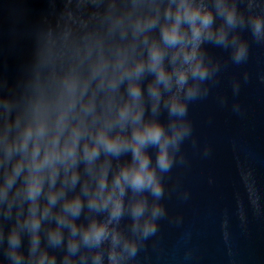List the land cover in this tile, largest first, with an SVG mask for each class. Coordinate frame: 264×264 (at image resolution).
Wrapping results in <instances>:
<instances>
[{
  "label": "clouds",
  "instance_id": "clouds-1",
  "mask_svg": "<svg viewBox=\"0 0 264 264\" xmlns=\"http://www.w3.org/2000/svg\"><path fill=\"white\" fill-rule=\"evenodd\" d=\"M50 2L23 88L0 81V264H130L166 215L163 178L185 163L189 103L220 70L203 46L245 62L248 44L230 33L264 43V3Z\"/></svg>",
  "mask_w": 264,
  "mask_h": 264
},
{
  "label": "water",
  "instance_id": "water-1",
  "mask_svg": "<svg viewBox=\"0 0 264 264\" xmlns=\"http://www.w3.org/2000/svg\"><path fill=\"white\" fill-rule=\"evenodd\" d=\"M52 11L50 0H0V81L13 92L32 73L38 30ZM232 34L248 44V58L234 64L231 49L203 46L220 70L207 82L208 95L189 103L193 133L181 147L185 163L163 178L166 215L130 264H264V43L247 29ZM158 118L167 123L163 110ZM129 224L126 218L122 230L131 236Z\"/></svg>",
  "mask_w": 264,
  "mask_h": 264
}]
</instances>
